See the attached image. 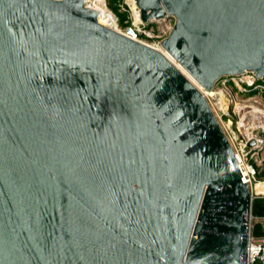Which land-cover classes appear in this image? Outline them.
Returning a JSON list of instances; mask_svg holds the SVG:
<instances>
[{"label":"water","instance_id":"water-1","mask_svg":"<svg viewBox=\"0 0 264 264\" xmlns=\"http://www.w3.org/2000/svg\"><path fill=\"white\" fill-rule=\"evenodd\" d=\"M212 91L264 81V0H135ZM207 98L85 0H0V264H246L251 188Z\"/></svg>","mask_w":264,"mask_h":264},{"label":"built area","instance_id":"built-area-1","mask_svg":"<svg viewBox=\"0 0 264 264\" xmlns=\"http://www.w3.org/2000/svg\"><path fill=\"white\" fill-rule=\"evenodd\" d=\"M108 7L109 0H103ZM111 1V0H110ZM86 7L97 10L102 5L100 0H85ZM120 11L127 12L125 0L116 2ZM99 12V10H97ZM116 17V31L127 38L150 47H162L173 25H166L165 30H155L149 23L136 22L128 17L125 26ZM162 19L164 21L168 19ZM151 23V22H150ZM208 103L224 130L232 146L239 166L251 188L252 201L264 198V193L257 191V185L263 183L259 176L264 171V81L253 72H245L235 77L222 78L212 91L205 94ZM261 224L262 235H254L255 224ZM246 264H264V217L250 219V238Z\"/></svg>","mask_w":264,"mask_h":264},{"label":"bare ground","instance_id":"bare-ground-1","mask_svg":"<svg viewBox=\"0 0 264 264\" xmlns=\"http://www.w3.org/2000/svg\"><path fill=\"white\" fill-rule=\"evenodd\" d=\"M100 1L102 2V5L98 6V8H96L97 10H99V23L102 26L109 28L113 31H116V29L120 30L117 27L116 17L114 16V14L110 11V9L105 7L103 0H100ZM130 2L133 4V10H134L135 15H136V17H135L136 22H138V23L143 22L142 18H141V11L139 10V8L137 6L136 1L131 0ZM156 21H160V20H156ZM151 48H153V47H151ZM154 49L161 52L162 54H164L166 56V58L168 60H170L198 89H200L204 95L209 92V91H206L204 88H202L201 85L198 84V82H196L195 79L163 47H154ZM256 188H257V191L259 193H264V184L263 183L258 184Z\"/></svg>","mask_w":264,"mask_h":264},{"label":"trees","instance_id":"trees-1","mask_svg":"<svg viewBox=\"0 0 264 264\" xmlns=\"http://www.w3.org/2000/svg\"><path fill=\"white\" fill-rule=\"evenodd\" d=\"M118 0H111L110 6L112 7L113 11L118 15L121 25L125 26V22L129 17V10L127 9V12L121 13L119 8L115 6L116 2ZM264 175V174H263ZM252 215L255 218H263L264 217V198H257L253 202V210ZM254 235L261 236L262 235V227L261 224H255L254 226Z\"/></svg>","mask_w":264,"mask_h":264},{"label":"rangeland","instance_id":"rangeland-1","mask_svg":"<svg viewBox=\"0 0 264 264\" xmlns=\"http://www.w3.org/2000/svg\"><path fill=\"white\" fill-rule=\"evenodd\" d=\"M131 0H125V8L129 10V17L133 20H135V12L133 10V4L130 2ZM115 6H117V4H115ZM108 7L113 11L112 7L110 6V0L108 1ZM120 10V7H118ZM114 12V11H113ZM121 13L125 12L123 10L120 11ZM115 13V12H114ZM117 15V14H116ZM118 16V15H117ZM149 27L150 28H154L155 30H165L166 29V25H170L172 24L174 26L175 24V19L173 17H169L168 19L164 20V21H152L151 23H149ZM220 122V121H219ZM264 171L262 172V174L259 176V179L261 181H264Z\"/></svg>","mask_w":264,"mask_h":264}]
</instances>
